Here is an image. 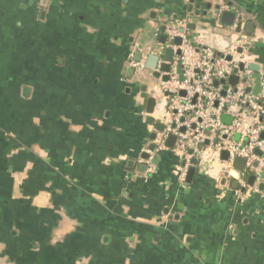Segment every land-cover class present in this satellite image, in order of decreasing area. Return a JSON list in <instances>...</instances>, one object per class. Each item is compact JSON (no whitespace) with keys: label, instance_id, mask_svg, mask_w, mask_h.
Returning a JSON list of instances; mask_svg holds the SVG:
<instances>
[{"label":"crops","instance_id":"crops-1","mask_svg":"<svg viewBox=\"0 0 264 264\" xmlns=\"http://www.w3.org/2000/svg\"><path fill=\"white\" fill-rule=\"evenodd\" d=\"M173 23L258 65L226 86L262 96L264 0H0V264H264V172L192 158L180 182L176 141L157 149L167 99L132 63Z\"/></svg>","mask_w":264,"mask_h":264},{"label":"built area","instance_id":"built-area-1","mask_svg":"<svg viewBox=\"0 0 264 264\" xmlns=\"http://www.w3.org/2000/svg\"><path fill=\"white\" fill-rule=\"evenodd\" d=\"M179 26V23L171 24L166 31L167 43L146 47L141 59L132 63L137 73H143L141 75L153 78V74H158L152 92L165 95L167 99V117L164 130L157 138V149L165 147L168 136L175 137V152L184 160L178 172L180 182L186 177L192 158L206 159L212 169L229 177L235 173L232 162L236 157L245 159V170L257 174L264 172V77L260 75L259 79L263 97L245 93L240 85L236 88L226 86L234 70L244 82L250 78L248 63L231 55L217 56L210 48L195 47L193 39L179 33ZM177 37L181 38L180 46L173 44ZM236 43L241 44L240 41ZM166 49L180 51L171 63L169 74L160 70ZM151 54L159 57L153 70L145 66ZM240 64H243L242 71L238 69ZM177 67L182 71L181 77L177 75ZM165 75L167 81H163ZM215 82L218 84L214 85ZM224 115L230 116L228 124L221 121ZM181 129L184 131L180 132ZM235 135L239 137L237 142L232 141ZM190 144L191 154L187 152ZM223 151L228 153L227 160L221 158Z\"/></svg>","mask_w":264,"mask_h":264},{"label":"water","instance_id":"water-1","mask_svg":"<svg viewBox=\"0 0 264 264\" xmlns=\"http://www.w3.org/2000/svg\"><path fill=\"white\" fill-rule=\"evenodd\" d=\"M228 8H230L229 5H227ZM216 11L219 12V23L224 26V27H230V28H234L235 32L236 33H240L241 32V27H242V24H243V14L240 12V11H237L236 9H227V10H221V7L220 6H216L215 8ZM190 29L192 28L191 26L189 27ZM252 28H253V24L252 23H247L246 25V29L244 30V32L246 34H250L251 31H252ZM179 33H183V31L180 29L179 30ZM174 46H180L181 45V38L177 37L174 39V42H173ZM249 45H243L242 48L238 49V53H242L243 52V49L244 48H248ZM180 55V51H176L174 52L173 50L171 49H166L164 54H163V61L164 63L160 66V70L161 72H164L166 74H169L170 71H171V63L173 61V59L177 56ZM138 60L141 58L140 54L138 55ZM230 57H228L229 59ZM137 59V58H136ZM158 59L159 57L156 56V55H148L146 60H145V66L148 68V69H155L156 66H157V63H158ZM248 68L252 71H257L258 70V65H255V64H250L248 66ZM238 69L239 71H242L243 70V64H240L238 66ZM237 73V70H234V74L232 76H230L228 78V83L230 85H236L238 83V76L236 75ZM154 77H157L156 74H153ZM168 80V76L165 75L163 77V81H167ZM218 83L215 82L214 85H217ZM153 95V92L151 93ZM183 95V93H181ZM24 95L26 96L27 95V91L25 90L24 91ZM142 98L145 99V113L147 115H152L153 112H154V109L156 107V99L154 97H146L144 94L142 95ZM162 127L160 128L163 129V125H161ZM184 130L181 129L180 132H183ZM264 137V135H263ZM152 139H154V137H152ZM175 140V137L174 136H170L168 138V143L167 145L168 146H171V143L172 141ZM153 150V146H150V150ZM142 159L143 160H148L149 159V155L147 154H143L142 156ZM221 158L224 159V160H227L228 159V153L226 151H223L221 153ZM193 164L196 163V160L192 161ZM245 159L244 158H239V157H236L233 162H232V167L234 169H236L237 171H242L244 165H245ZM255 166V164H253ZM145 169V165H141L140 166V171L142 172L143 170ZM194 168H190L188 173H187V177H186V181L188 182L191 177L193 176L194 174ZM225 179V178H224ZM255 181V177L252 176L250 177L249 179V182L251 184H253ZM235 185V184H234ZM263 187H264V184L263 183H260L259 184V190H263Z\"/></svg>","mask_w":264,"mask_h":264},{"label":"trees","instance_id":"trees-1","mask_svg":"<svg viewBox=\"0 0 264 264\" xmlns=\"http://www.w3.org/2000/svg\"><path fill=\"white\" fill-rule=\"evenodd\" d=\"M225 85H226V83H225Z\"/></svg>","mask_w":264,"mask_h":264}]
</instances>
